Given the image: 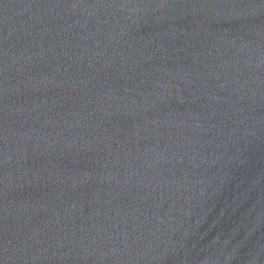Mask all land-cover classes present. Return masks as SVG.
Listing matches in <instances>:
<instances>
[{
	"label": "water",
	"instance_id": "water-1",
	"mask_svg": "<svg viewBox=\"0 0 264 264\" xmlns=\"http://www.w3.org/2000/svg\"><path fill=\"white\" fill-rule=\"evenodd\" d=\"M0 264H140L72 134L24 0H0Z\"/></svg>",
	"mask_w": 264,
	"mask_h": 264
}]
</instances>
